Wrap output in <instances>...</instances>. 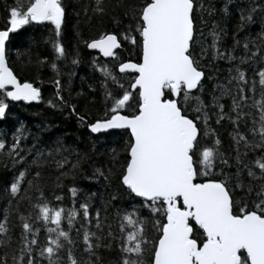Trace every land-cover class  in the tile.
Instances as JSON below:
<instances>
[{
    "label": "snow or ice",
    "instance_id": "6c2138e0",
    "mask_svg": "<svg viewBox=\"0 0 264 264\" xmlns=\"http://www.w3.org/2000/svg\"><path fill=\"white\" fill-rule=\"evenodd\" d=\"M0 3L6 13L0 121L9 115V102H41L34 84L48 67L56 101L49 99L48 106L67 109L89 138L115 136L120 144L117 149L105 140L109 162L86 172L82 165L96 151L91 139L88 151L65 147L59 137L45 147L38 138L22 146L28 137L22 121L9 140L0 133V159L10 161L3 166L12 173L0 177V200L6 202L0 208V264H104L101 250L110 252L114 244L113 264H264V0H240L230 47L222 44L227 29L215 20L207 34L199 26L205 13L215 12L205 0ZM73 17L79 42L109 58H91L101 77L98 94L89 84L73 96L75 72L61 83L57 61L80 63L79 53L70 56L61 42ZM105 17L115 31L81 37L82 21L100 24ZM254 24L259 30L253 35L246 30ZM30 25L48 28L53 51L52 60L27 61L36 73L32 82L18 79L8 62L12 34ZM240 32L245 35L237 38ZM217 61L228 65L226 75H218ZM97 105L102 111L93 117ZM224 122L231 125L227 151L213 126ZM52 164L55 177L43 172ZM80 179L103 183L99 191H86L77 186Z\"/></svg>",
    "mask_w": 264,
    "mask_h": 264
},
{
    "label": "trees",
    "instance_id": "16d2710c",
    "mask_svg": "<svg viewBox=\"0 0 264 264\" xmlns=\"http://www.w3.org/2000/svg\"><path fill=\"white\" fill-rule=\"evenodd\" d=\"M27 0H25V3ZM74 0H66V3H73ZM82 3H87L88 0H81ZM211 3L215 7V12L211 17L206 13L204 14V24L199 26L207 34L208 28L211 25L213 20L216 21L218 25L227 29V35L223 38L222 44L225 47H230L232 44V30L233 25L238 19V14L236 11L237 6L240 3V0H233L232 3H227V0H205L206 5ZM8 4H12L13 0H7ZM227 6V12L223 9ZM6 13L4 11L3 3H0V29L5 26ZM199 23V18L197 19ZM75 23V18H71L67 27L65 28L63 35L61 37V42L64 44L66 51L70 56L74 55L75 52L79 53L80 63L78 65H72L70 60L57 61L58 66L61 68V83L65 84L69 77L66 75L68 72H75L76 75L71 77V86L70 91L72 95H75L76 91L83 90L88 91V85L91 84L97 88V94L99 91L98 81L100 80V74L96 72L91 67V58L97 56L98 59L102 62H108L109 58H103L99 56L96 51L86 49L77 39L76 32L72 28V25ZM50 27V26H49ZM107 28L109 30L115 31V28L111 25L109 20L105 17L101 20L100 24H97L96 19L92 21L91 24H85L83 21L79 25V31L82 38H89L95 36L98 30ZM251 31L254 35L258 30L259 26L254 24L250 29L246 31ZM245 35V32H240L237 35V38H242ZM49 37L48 28H42L36 25L25 26L17 33L12 34L9 41V53H8V62L9 66L17 74L18 78L21 81L27 79L29 82L35 78L36 73L29 71L27 66V61L29 59L35 61L39 57H47L49 60L53 59V51L46 38ZM207 43L211 42V37H208ZM239 52V49H238ZM128 53H122V56H127ZM217 67L220 69L218 75H226V69L228 65L224 61H217ZM22 67L24 70L22 71ZM53 73L48 67H44L39 74V81L34 84L41 89L42 99L39 103H26V102H9V115L6 119L0 121V133H3L4 138L9 140L13 134L14 128L18 122H23L25 125V130L28 133L26 140H22V146H30L33 143L34 138H38L37 143L41 147H45L47 144H50L51 141L55 140L57 137L63 140L65 147L76 148L79 151H88L90 148V139L96 142V151L89 152L90 159L85 162L82 167L86 172L91 171L90 166H102L108 163V156L103 154L105 152L104 141L108 140L111 143L112 147L119 149L120 144L115 136L102 137L100 141H96L95 137H88L87 131L85 128L78 126L76 118L69 113L67 109H59L54 107H49L47 101L49 99L53 100V103H56L54 99L55 89L50 83ZM83 77V81L80 79ZM211 89V83L206 84L205 86V99H207V93ZM63 95L65 98H68V92H64ZM75 102V100L73 101ZM227 105L228 101H223ZM83 110V105L78 106V111ZM102 111L101 106L97 105L95 108L91 109V115L93 117L100 114ZM217 128V133L222 140L223 150L227 151L230 144V138L228 136L229 131H231V125L224 122L222 126H215ZM243 130V129H242ZM67 154V153H65ZM251 155V154H250ZM59 159V157H56ZM123 157L121 156V159ZM30 159V157H29ZM9 163L10 161L0 159V177H10L11 172L6 169L3 165ZM45 175L51 174L52 177L57 175V170L55 165L52 164L50 167H45L43 169ZM65 185H70V181L65 179L63 181ZM101 184L90 183L87 180L80 179L77 181V186L85 189L86 191H99L101 189ZM2 187V186H0ZM66 199L64 204L70 206V200L67 198L66 189L64 190ZM45 195L49 196L47 190H45ZM49 198H51L49 196ZM6 202L0 200V208ZM97 207H102L98 201L95 202ZM127 207V202L124 205ZM24 211V208L21 209ZM102 211V215H103ZM111 219L113 225V231H116L117 221L114 218L113 208L108 209L107 213ZM141 214H146V210H141ZM66 227V225H63ZM79 225H77L78 227ZM71 235L75 236V231ZM101 256L103 258L104 264H113L116 259L117 253L115 250V244L113 245V250L106 252L101 250Z\"/></svg>",
    "mask_w": 264,
    "mask_h": 264
},
{
    "label": "water",
    "instance_id": "95a60500",
    "mask_svg": "<svg viewBox=\"0 0 264 264\" xmlns=\"http://www.w3.org/2000/svg\"><path fill=\"white\" fill-rule=\"evenodd\" d=\"M92 51H96V50H92ZM104 58V57H103ZM19 79V78H18ZM21 102V101H20ZM32 103H36V102H32Z\"/></svg>",
    "mask_w": 264,
    "mask_h": 264
}]
</instances>
